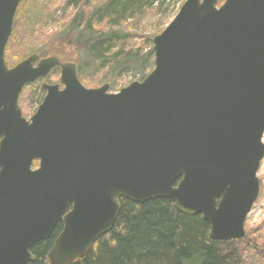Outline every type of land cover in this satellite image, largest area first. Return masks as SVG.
<instances>
[{"label": "water", "instance_id": "1", "mask_svg": "<svg viewBox=\"0 0 264 264\" xmlns=\"http://www.w3.org/2000/svg\"><path fill=\"white\" fill-rule=\"evenodd\" d=\"M20 2L0 0V264L34 261L61 222L47 256L73 264L113 229L123 198L172 199L212 238L242 239L264 159V0H186L153 38V70L117 92L85 86L59 56L10 67ZM56 68L25 117L23 88Z\"/></svg>", "mask_w": 264, "mask_h": 264}, {"label": "trees", "instance_id": "2", "mask_svg": "<svg viewBox=\"0 0 264 264\" xmlns=\"http://www.w3.org/2000/svg\"><path fill=\"white\" fill-rule=\"evenodd\" d=\"M148 1L156 3L159 8L166 2ZM223 2L220 0L219 4ZM71 3L80 6L77 13L61 23L60 29L47 34L37 24L46 11L47 3L21 0L5 51L10 67L33 53L41 57L59 56L67 61L64 60L65 52L71 47L77 56L75 63L82 80L90 64L101 65L117 48L116 54L123 51L127 37L134 34L123 30L121 25L144 15L148 5L145 0H97L91 6L88 0H69L68 4ZM151 37L153 40V35ZM151 52L154 53L153 47ZM35 88L39 98H44L45 92L39 83ZM37 165L38 161H35L34 166ZM120 203L121 209L113 229L100 237L85 257L73 264L244 263L243 254L236 251V245L247 241L245 235L239 240L218 241L212 238L210 224L202 214L186 215L178 210L172 199L157 198L136 203L123 198ZM61 229L62 223L49 240L36 244L32 248L36 258L26 264H52L47 255ZM226 243L233 245V251L221 248Z\"/></svg>", "mask_w": 264, "mask_h": 264}, {"label": "rangeland", "instance_id": "3", "mask_svg": "<svg viewBox=\"0 0 264 264\" xmlns=\"http://www.w3.org/2000/svg\"><path fill=\"white\" fill-rule=\"evenodd\" d=\"M39 1H45L47 8L37 24L47 34H52L60 29V24L72 19L74 14L80 9V6L73 3L68 4L69 0ZM145 1L148 3L146 13L137 18L127 20L121 25L123 30L134 34L127 37L123 51L116 54L119 50L117 48L111 51L107 60L101 65L90 64L86 72L84 71V80L80 79L85 86L99 87L109 83V91L117 92L133 81L143 80L153 70L155 54L151 52L153 47L151 36L153 35L154 37L161 33L168 26L185 0H166L161 8L157 7L156 3L150 4L148 0ZM96 3L97 0H88L90 6ZM65 56L64 60L74 62L77 60V56L71 47L67 48ZM42 81L58 83L60 81V72L57 69L46 79L24 87L19 103L23 115L27 118L35 114L43 101V98H39L38 91L35 92L36 85L39 83L41 86ZM258 176L260 179V194L246 221L245 236L247 241H240L236 245L238 248L236 251H240L243 254V264H264V159ZM232 247L231 243L221 246L224 251H233Z\"/></svg>", "mask_w": 264, "mask_h": 264}, {"label": "flooded vegetation", "instance_id": "4", "mask_svg": "<svg viewBox=\"0 0 264 264\" xmlns=\"http://www.w3.org/2000/svg\"><path fill=\"white\" fill-rule=\"evenodd\" d=\"M57 69H58V71L60 72V69H59V68H56L54 71H56ZM52 72H53V71H52ZM52 72H51V73H52ZM51 73H50V74H51ZM50 74H49V75H50ZM49 75H48V76H49ZM61 87H63V86L61 85ZM38 164H39V162H38ZM37 166H38V165H37ZM61 223H62V222H61ZM59 224H60V223H59ZM62 229H63V223H62ZM62 229H61V231H62ZM61 231H60V232H61ZM60 232H59V233H60Z\"/></svg>", "mask_w": 264, "mask_h": 264}, {"label": "built area", "instance_id": "5", "mask_svg": "<svg viewBox=\"0 0 264 264\" xmlns=\"http://www.w3.org/2000/svg\"><path fill=\"white\" fill-rule=\"evenodd\" d=\"M263 141H264V138H263Z\"/></svg>", "mask_w": 264, "mask_h": 264}]
</instances>
